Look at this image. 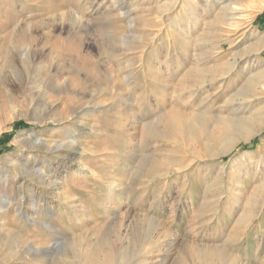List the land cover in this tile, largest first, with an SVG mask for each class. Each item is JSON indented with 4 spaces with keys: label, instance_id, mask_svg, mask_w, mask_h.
I'll return each instance as SVG.
<instances>
[{
    "label": "rangeland",
    "instance_id": "rangeland-1",
    "mask_svg": "<svg viewBox=\"0 0 264 264\" xmlns=\"http://www.w3.org/2000/svg\"><path fill=\"white\" fill-rule=\"evenodd\" d=\"M263 70L264 0H0V264H264Z\"/></svg>",
    "mask_w": 264,
    "mask_h": 264
},
{
    "label": "bare ground",
    "instance_id": "bare-ground-1",
    "mask_svg": "<svg viewBox=\"0 0 264 264\" xmlns=\"http://www.w3.org/2000/svg\"><path fill=\"white\" fill-rule=\"evenodd\" d=\"M230 3V2H229ZM261 79L264 80V70L261 72ZM258 81V80H257ZM264 82V81H263ZM259 83V82H258ZM53 102L51 101V104ZM50 105V104H49ZM46 106V105H45ZM51 106V105H50ZM46 109V108H45ZM49 109V108H48ZM45 115V114H44ZM45 119V118H44ZM232 122V121H231ZM175 124V123H174ZM229 124V123H227ZM233 125V124H232ZM175 128V127H174ZM178 130V129H177ZM36 143H41L43 145H47V146H53V145H50V142H47V141H36ZM55 144V142H54ZM56 147L55 148H58V147H61V146H64V144L62 143H56ZM73 145V144H72ZM46 146V147H47ZM70 146V145H69ZM54 147V146H53ZM59 149V148H58ZM39 173V172H38ZM41 176V174H40ZM44 226V225H43ZM28 244V243H27ZM102 242H99L96 247H94L93 249H85L88 253V255L90 257H93V263L94 264H123L124 262V258L126 257V254L127 253H123L120 251L121 247L123 244L121 242L117 243V244H112V242H108L107 244H102ZM125 244V243H124ZM129 245V244H128ZM125 246V245H124ZM93 247V246H91ZM127 248H129V246H126ZM34 250L36 251H39V250H42L43 249L47 250L46 246L45 247H33ZM125 248V247H124ZM41 251V252H42ZM85 251V252H86ZM132 251V250H131ZM34 257V256H33ZM27 258L24 257V258H16L14 261H17V260H26ZM77 262V261H76ZM123 262V263H122ZM217 262V261H215ZM79 263V262H78ZM72 264H76V263H72ZM80 264V263H79ZM202 264H215L213 262H205V261H202Z\"/></svg>",
    "mask_w": 264,
    "mask_h": 264
},
{
    "label": "trees",
    "instance_id": "trees-1",
    "mask_svg": "<svg viewBox=\"0 0 264 264\" xmlns=\"http://www.w3.org/2000/svg\"><path fill=\"white\" fill-rule=\"evenodd\" d=\"M18 125H22V123H18ZM9 135H3L0 137V145L4 142H7V139L9 138Z\"/></svg>",
    "mask_w": 264,
    "mask_h": 264
}]
</instances>
